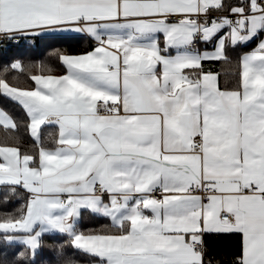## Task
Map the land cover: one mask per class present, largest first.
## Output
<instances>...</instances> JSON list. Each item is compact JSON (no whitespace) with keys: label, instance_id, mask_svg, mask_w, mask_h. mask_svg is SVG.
Wrapping results in <instances>:
<instances>
[{"label":"snow or ice","instance_id":"6c2138e0","mask_svg":"<svg viewBox=\"0 0 264 264\" xmlns=\"http://www.w3.org/2000/svg\"><path fill=\"white\" fill-rule=\"evenodd\" d=\"M0 126V264H264V0H0Z\"/></svg>","mask_w":264,"mask_h":264},{"label":"trees","instance_id":"16d2710c","mask_svg":"<svg viewBox=\"0 0 264 264\" xmlns=\"http://www.w3.org/2000/svg\"><path fill=\"white\" fill-rule=\"evenodd\" d=\"M89 41L86 39H71L67 43L63 45H58L61 47L69 48L73 52H81L85 50L88 47ZM47 52L45 50L40 51H31V50H14L10 55H18L22 58H30L34 61L42 60L46 56ZM51 67L55 70V74H62L63 69L60 67L59 63L57 61L51 62ZM217 70L219 71V65H217ZM221 82H223V78L221 77ZM14 114L19 115L20 113L15 112ZM52 130V129H49ZM20 135L23 137L22 143L27 146L31 143L30 137L24 132V129L21 128ZM5 139H9L8 135L5 133V130L3 129V126H0V142H3ZM11 142V140H10ZM14 207V205H10L8 210H11V208ZM3 209L0 208V211ZM103 222V221H101ZM88 225L95 226V221H86Z\"/></svg>","mask_w":264,"mask_h":264}]
</instances>
